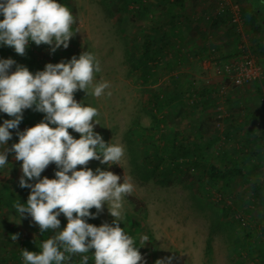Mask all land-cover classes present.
Wrapping results in <instances>:
<instances>
[{"label":"rangeland","instance_id":"obj_1","mask_svg":"<svg viewBox=\"0 0 264 264\" xmlns=\"http://www.w3.org/2000/svg\"><path fill=\"white\" fill-rule=\"evenodd\" d=\"M174 1L57 0L75 20L69 46L53 52V46L30 42L23 55L9 46V57L14 66L29 62L33 74L84 52L100 61L88 94L77 90L74 98L98 110L94 131L110 145H123L125 154L120 164L91 160L86 167L112 171L121 183L131 178L134 191L124 197L120 226L135 240L143 264L168 258L171 264H264V70L235 88L229 72L212 68L214 62H235L238 43L256 61L264 57V6L251 20L248 0ZM225 10L229 23H214ZM103 81L110 87L95 97L94 86ZM22 116L0 152L45 114L33 106ZM13 118L5 113L0 124ZM7 160L0 168V184L7 187L0 197V264H24L23 250L38 253L55 233L42 234L30 214L16 212L14 205L26 204L31 189L19 184L23 162L11 151ZM240 162L242 172L235 174ZM54 165L40 179H51ZM210 165L222 174L210 177ZM58 218L63 229L67 218ZM95 220V226L112 224L107 204ZM85 255L95 264L93 250L73 254L69 264H82Z\"/></svg>","mask_w":264,"mask_h":264},{"label":"clouds","instance_id":"obj_2","mask_svg":"<svg viewBox=\"0 0 264 264\" xmlns=\"http://www.w3.org/2000/svg\"><path fill=\"white\" fill-rule=\"evenodd\" d=\"M0 14L4 17L0 20V43L20 55L30 42L53 46V52L60 46L67 48L77 32L72 30L75 20L70 9L57 0H0ZM15 63L12 58L0 59V112L14 117L0 124V145L6 146L11 139L9 129L18 128L23 110L35 106L45 117L18 133L19 142L11 149L5 147L0 152V168L8 164L10 151L23 162L19 184L31 191L27 203H16L14 208L20 216L30 214L42 234L49 230L55 233L42 243L38 253L24 249V264H69L73 254L90 250H94L95 264H143L135 240L120 226L124 197L134 191L131 178L121 183V177L112 171L86 167L91 160L109 166L120 164L125 154L123 145H110L94 131L99 124L98 110L74 98L77 90L88 94L95 74L102 70L100 61L84 52L67 62L48 63L35 74L25 66L9 73ZM109 87L108 81L97 83L91 94L100 97ZM69 129L80 137L74 138ZM50 163L57 166L55 178L40 179ZM34 178L37 182L29 183ZM105 204L114 217L112 224L95 226L85 220L95 218ZM92 208L97 212H91ZM61 213L67 218L63 229L58 218ZM142 239L148 241L146 236ZM88 259L83 256L82 264H88ZM156 264H171V258Z\"/></svg>","mask_w":264,"mask_h":264},{"label":"built area","instance_id":"obj_3","mask_svg":"<svg viewBox=\"0 0 264 264\" xmlns=\"http://www.w3.org/2000/svg\"><path fill=\"white\" fill-rule=\"evenodd\" d=\"M235 20L237 21L238 18L235 17ZM236 48L239 56L235 62H214L212 68L216 72H229L231 84L238 88L257 79L262 72V67L257 63L256 58L247 52L245 44L238 43Z\"/></svg>","mask_w":264,"mask_h":264},{"label":"trees","instance_id":"obj_4","mask_svg":"<svg viewBox=\"0 0 264 264\" xmlns=\"http://www.w3.org/2000/svg\"><path fill=\"white\" fill-rule=\"evenodd\" d=\"M248 1L250 2L248 9L251 12H253V14H254L251 17V20H252V19L256 18V16L258 17L259 14L261 15V13H262V9L261 8L264 6V0H248ZM182 3H183V0H175L174 1L175 5L182 6L183 5ZM106 8L108 9V11L111 14V16L116 20V22L119 23L121 21L120 17L114 11H111L108 6H106ZM230 20H231L230 19V13L227 10H225L224 12L218 14L216 16V18L213 20V22L214 23L221 22L222 24H227V23H229ZM255 45L260 50L263 48V42L261 40H259V39L256 40ZM236 52H238L237 49H236ZM257 63L262 67V70H264V57H259ZM4 115H5V113L0 112V119L2 117H4ZM244 164H245L244 162H240V166H237V167L233 168L232 171L235 174H241ZM54 167L55 168L53 169L52 174H51L52 178H55V172L57 171L56 164L54 165ZM208 173H209L210 177H216V176H219V175L222 174V172L219 169H217L215 166H212V165L209 166ZM90 211L95 213L94 209H90ZM85 220L88 223L93 224V225H95V223H96L95 218H92V217H85Z\"/></svg>","mask_w":264,"mask_h":264},{"label":"crops","instance_id":"obj_5","mask_svg":"<svg viewBox=\"0 0 264 264\" xmlns=\"http://www.w3.org/2000/svg\"><path fill=\"white\" fill-rule=\"evenodd\" d=\"M7 49H8V50H7ZM3 51H4V54H1V52L3 53ZM9 52H11V47L6 46V45L0 43V59H7V58H10V57H9V55H10ZM23 61H24V60H23ZM20 63L22 64V66L27 67V65H28L29 62H28V63H25V62L19 61V64H20ZM17 65H18V63H17ZM17 65L14 66V64H13L12 67L9 69V73L12 72V71H15ZM4 119H5V118H4ZM2 188H4V189L7 190L6 185L3 186V184H0V197H1V199H2V197H6V195L3 194V191H2V193H1V189H2ZM2 204H3V203H0V206H1ZM1 209H3V207H1Z\"/></svg>","mask_w":264,"mask_h":264}]
</instances>
